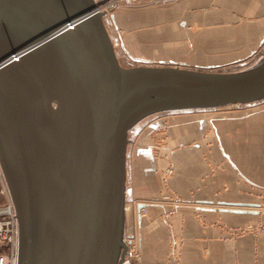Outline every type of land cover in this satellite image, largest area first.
I'll return each mask as SVG.
<instances>
[{
	"label": "water",
	"instance_id": "95a60500",
	"mask_svg": "<svg viewBox=\"0 0 264 264\" xmlns=\"http://www.w3.org/2000/svg\"><path fill=\"white\" fill-rule=\"evenodd\" d=\"M106 2L0 0V163L18 264H125L130 130L264 100V53L239 70L124 65Z\"/></svg>",
	"mask_w": 264,
	"mask_h": 264
},
{
	"label": "crops",
	"instance_id": "0c3cea01",
	"mask_svg": "<svg viewBox=\"0 0 264 264\" xmlns=\"http://www.w3.org/2000/svg\"><path fill=\"white\" fill-rule=\"evenodd\" d=\"M112 15L124 29L112 33L118 56L136 64L215 68L264 53V0H143ZM227 107L157 115L130 130L125 235L141 258L125 264H264V231L227 228L264 220V114L217 112Z\"/></svg>",
	"mask_w": 264,
	"mask_h": 264
},
{
	"label": "built area",
	"instance_id": "2783aa9c",
	"mask_svg": "<svg viewBox=\"0 0 264 264\" xmlns=\"http://www.w3.org/2000/svg\"><path fill=\"white\" fill-rule=\"evenodd\" d=\"M135 0H125L126 3L131 4ZM108 2V0H107ZM107 2L104 5H107ZM114 4H119V0H114ZM107 10V9H106ZM108 12V10H107ZM109 21L113 24V27L120 35L122 33V28L116 25L113 20L111 13H109V17H107ZM166 136H163V139ZM0 179L2 181V189L1 193L5 196V200L0 203V264H18V235H19V226H18V216L15 207V203L12 199L10 190L8 188L7 182L5 180L2 166L0 163ZM145 211L143 207L140 210V214ZM129 245V254L134 255L139 258V254L134 251L135 245L133 240L128 242ZM135 253V254H134Z\"/></svg>",
	"mask_w": 264,
	"mask_h": 264
},
{
	"label": "rangeland",
	"instance_id": "374dc122",
	"mask_svg": "<svg viewBox=\"0 0 264 264\" xmlns=\"http://www.w3.org/2000/svg\"><path fill=\"white\" fill-rule=\"evenodd\" d=\"M113 1L114 0H108L107 5L105 6V8L108 10V12L106 13V23H107V26L109 27L110 33L114 34V32H115V34L118 36L119 34L117 33V31L113 27V24L109 21V19H107V17H109V13L115 12L116 10L121 9V8L133 6L137 3H141V2H143V0H135L131 4L126 3L125 0H119L118 5L114 4ZM120 28H122V27H120ZM122 30L123 31L121 34H123V32H124L123 28H122ZM118 49L119 48L117 47L116 50L118 51ZM119 59L121 60V62L124 65H136L135 61L131 60L130 58L126 57L123 54H120V51H119ZM253 62H254V60L246 62V63L242 62V63L231 64L230 66H227V65L219 66V67H215L213 69L220 70V71H223V70H239V69H243V68L250 66V65L255 63V62L254 63ZM261 102L262 103H260V104H250V105L245 106L243 108H235V109H232V107L228 106L227 108H223L222 110L217 111V112H219L220 114H223L225 116H227L226 114H236V117H238L240 114L241 115L242 114L251 115L254 113L264 114V100ZM229 108H231V109H229ZM162 132H163V134H165V132H166L164 127L162 129ZM1 189H2V181L0 179V203H2L5 200V196L1 193ZM262 202H264V191L262 192ZM256 209L258 211H261V212L264 211V203H261V205H259V207ZM227 228L229 230L230 236H235V235L247 232V231H255V232L256 231H264V220H262L258 223H251V224H246V225H234V226L230 225ZM133 239H134L133 240L134 244H137L138 240L135 238H133ZM133 248H134V251H136L139 254V258H137L134 255H129L128 257H130L131 259L136 260V261L140 260L141 252L139 251L138 244H137V246L135 245V247H133Z\"/></svg>",
	"mask_w": 264,
	"mask_h": 264
}]
</instances>
